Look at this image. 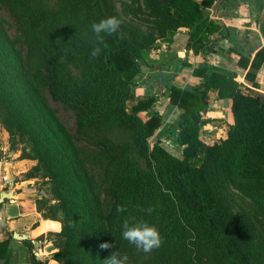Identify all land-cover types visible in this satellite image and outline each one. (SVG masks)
<instances>
[{"label":"trees","instance_id":"obj_1","mask_svg":"<svg viewBox=\"0 0 264 264\" xmlns=\"http://www.w3.org/2000/svg\"><path fill=\"white\" fill-rule=\"evenodd\" d=\"M130 1L122 3L145 12L152 29L125 22L115 0H0V10L16 22L12 36L0 12V112L9 131L28 132L53 180L63 214L54 259L104 264L118 250L126 264H264V98L245 93L235 74L211 71L205 61L193 71L202 78L198 88L168 86L181 111L175 125L158 111L141 116L155 96L128 105L144 53L159 39L187 27L195 53L215 51L226 37L224 24L207 12L215 0ZM110 16L120 28L101 32V43L91 25ZM96 46L101 51L93 57ZM263 60L264 47L251 63L240 56L248 80L255 83ZM213 88L232 99L234 120L226 137L208 143L200 135ZM48 94L75 112L87 145L66 130ZM173 134L181 156L162 144ZM233 187L250 197L255 214L236 207ZM37 202L48 218L42 199ZM120 205L126 211L118 212ZM130 217L155 226L160 247L145 253L124 240ZM104 242L115 246L102 250ZM7 248V240L0 242V261ZM32 262L44 264L36 255Z\"/></svg>","mask_w":264,"mask_h":264},{"label":"crops","instance_id":"obj_2","mask_svg":"<svg viewBox=\"0 0 264 264\" xmlns=\"http://www.w3.org/2000/svg\"><path fill=\"white\" fill-rule=\"evenodd\" d=\"M231 1H235V4L222 6L221 0H215L207 10L225 26L226 37L218 40L214 52L195 53L190 48V29L181 27L169 38L158 40L144 53L145 63L132 84L129 107L148 96H155L152 109L142 112L141 116L147 118L158 111L164 117L165 124L175 125L181 111L171 103L168 86L198 88L202 78L194 75L193 71L205 61L211 71L235 74L245 93L264 98V60L255 83L246 78L248 67L239 63L241 55L251 63L255 53L264 47V0ZM208 99L203 117L207 122L200 137L208 143L214 137L213 143L226 137L229 125L233 123L232 99L219 98L218 90L214 88L209 91ZM219 134L223 136L219 137ZM169 143L179 147L182 154L176 135L163 139V145ZM8 144L9 135L0 126V242L8 241L6 256L0 264H33V255L44 264H55L56 247L49 235L60 230V223L43 216L38 209L39 195L22 189L23 182L14 185L10 180L11 161L5 157Z\"/></svg>","mask_w":264,"mask_h":264},{"label":"rangeland","instance_id":"obj_3","mask_svg":"<svg viewBox=\"0 0 264 264\" xmlns=\"http://www.w3.org/2000/svg\"><path fill=\"white\" fill-rule=\"evenodd\" d=\"M123 1H126V4L128 5L131 3L130 0H115V5L119 14L125 22L140 26L143 29L153 28L152 22H148L143 19L144 17H146L145 12L138 11L136 13H132L131 9L128 6L125 7V5L122 3ZM0 12L2 16L7 20L6 25L8 27L9 33L14 36L16 33L15 19L4 7L1 8ZM48 99L52 108L55 110L57 117L60 119L66 130L76 138V141L79 144L87 145L86 141L82 140L78 135V120L75 112L72 109L68 108L65 104L52 99L50 94H48ZM0 126H2L9 135V144L5 153V157L9 159V161H11L9 166L10 180L14 185L18 183L21 184L23 182L21 186L22 189L30 190L39 195V199H42V210L44 211V213L49 214L48 218L56 220L60 223V230L52 233L51 235H49V237L53 239V241H55L56 239L59 240L57 234L60 233L63 228V214L61 209L57 207L59 206L60 201L54 191L52 178L44 168V165L41 162L37 151H35L32 144H30V140L27 135L28 132L22 127H20L18 130H13V132L9 131L5 126L3 113L1 112ZM221 136H223V134H219V137ZM213 139L212 141H214ZM212 141H210V143ZM166 147L176 155L181 156L179 147H177L176 145L169 143ZM140 162L142 166H147L144 159H141ZM193 164L197 165L198 161L193 160ZM232 191V196L235 200L236 207L237 205L244 206L247 210H250L252 214H255V210L252 209L253 206L250 203V197L236 187H233ZM57 250L58 249L56 248V251ZM55 264H59L57 260Z\"/></svg>","mask_w":264,"mask_h":264},{"label":"clouds","instance_id":"obj_4","mask_svg":"<svg viewBox=\"0 0 264 264\" xmlns=\"http://www.w3.org/2000/svg\"><path fill=\"white\" fill-rule=\"evenodd\" d=\"M121 21L115 16H110L101 19L99 22H94L91 25V30L97 35L101 43H104V38L100 35L101 32L107 35L117 33L120 28ZM101 49L99 46L93 47L91 55L96 57L99 55ZM118 212L126 211L125 206L120 205L117 207ZM122 237L130 244L136 246L137 249L145 253L151 252L153 249L160 247L162 239L158 229L150 225L146 221L137 220L135 217H130L124 220L122 225ZM115 245L104 242L99 245L102 250H108ZM127 256L121 257L118 250L112 252L109 257L104 261V264H126Z\"/></svg>","mask_w":264,"mask_h":264}]
</instances>
